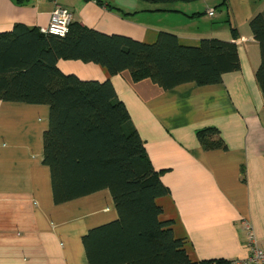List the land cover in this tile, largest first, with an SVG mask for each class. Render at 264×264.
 I'll list each match as a JSON object with an SVG mask.
<instances>
[{"label": "crops", "instance_id": "obj_1", "mask_svg": "<svg viewBox=\"0 0 264 264\" xmlns=\"http://www.w3.org/2000/svg\"><path fill=\"white\" fill-rule=\"evenodd\" d=\"M58 1L98 31L151 43L160 30H168L185 45H197L203 37L232 40L226 25L231 9L240 69L224 74L218 84L164 90L149 79L134 82L128 71L108 77L92 62L61 59L57 65L83 80L110 79L152 164L163 170L170 194L158 199L162 218L172 220L175 236L187 240L191 259H244L250 235L264 247V99L255 74L260 48L249 27L264 0L163 6L104 0L122 11L94 0ZM52 8L53 0H0V32L18 22L46 25ZM48 124V105L0 100V264H88L83 234L117 216L107 189L53 202L50 171L42 163ZM206 126L219 129L227 150L202 149L195 132Z\"/></svg>", "mask_w": 264, "mask_h": 264}, {"label": "trees", "instance_id": "obj_2", "mask_svg": "<svg viewBox=\"0 0 264 264\" xmlns=\"http://www.w3.org/2000/svg\"><path fill=\"white\" fill-rule=\"evenodd\" d=\"M94 1L122 11L104 0ZM227 22L232 40L203 37L197 45L182 44L168 30H160L148 43L107 34L79 20L62 36L20 22L0 32V100L49 107L42 163L50 171L53 202L62 204L104 189L111 194L116 218L82 236L88 264H229L231 260L190 258L187 240L175 236L172 220L162 218L158 199L170 194L161 178L163 170L152 164L110 79H80L62 72L58 61L92 62L108 77L128 71L134 82L149 79L164 90L185 83L214 85L224 74L240 69L239 35L230 17ZM249 27L260 48L255 74L264 99V8L250 18ZM195 134L205 151L228 149L214 126L199 128Z\"/></svg>", "mask_w": 264, "mask_h": 264}, {"label": "built area", "instance_id": "obj_3", "mask_svg": "<svg viewBox=\"0 0 264 264\" xmlns=\"http://www.w3.org/2000/svg\"><path fill=\"white\" fill-rule=\"evenodd\" d=\"M213 11L209 12L212 15ZM76 20L75 14L58 0H53L51 16L46 25L40 26V31L62 36L69 26ZM248 229L250 228L247 224ZM251 232V231H250ZM248 255L244 259H232L229 264H264V247L260 246L253 235L248 243Z\"/></svg>", "mask_w": 264, "mask_h": 264}, {"label": "rangeland", "instance_id": "obj_4", "mask_svg": "<svg viewBox=\"0 0 264 264\" xmlns=\"http://www.w3.org/2000/svg\"><path fill=\"white\" fill-rule=\"evenodd\" d=\"M192 2H194V1H192ZM174 3H176V4H184V3H186V2H174ZM148 4H151V3H148ZM152 5H159V6H163V5H166V4H152ZM230 10V18H231V21H232V23H233V25L235 26V23H234V18H233V14H232V11H231V9H229ZM203 19H207V17H203ZM226 25H227V27H229V25H228V23H226Z\"/></svg>", "mask_w": 264, "mask_h": 264}]
</instances>
